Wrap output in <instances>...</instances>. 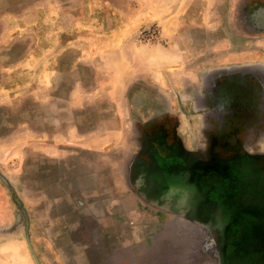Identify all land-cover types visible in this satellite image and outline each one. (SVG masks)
<instances>
[{"label":"rangeland","instance_id":"obj_1","mask_svg":"<svg viewBox=\"0 0 264 264\" xmlns=\"http://www.w3.org/2000/svg\"><path fill=\"white\" fill-rule=\"evenodd\" d=\"M261 2L0 0V264H245L166 164L264 159Z\"/></svg>","mask_w":264,"mask_h":264},{"label":"flooded vegetation","instance_id":"obj_2","mask_svg":"<svg viewBox=\"0 0 264 264\" xmlns=\"http://www.w3.org/2000/svg\"><path fill=\"white\" fill-rule=\"evenodd\" d=\"M262 12L264 9L260 11L258 9L255 15L250 19L247 18V22L250 23L251 20L252 25L259 26L262 24L259 23ZM239 83L236 76H229L217 85L209 84L206 93L210 105H212L210 97L214 96V101L218 102L215 95L220 92L223 99L237 100L236 95L241 92H236L235 89H242L243 92L246 90ZM237 108L229 107V111L234 112ZM225 125L227 122L223 126ZM221 127L222 125L216 129L217 135H237L234 129ZM177 161L179 160L168 161L166 165H172V169L181 171V174L184 171L187 173L183 176L189 181L191 191L199 194V200L203 199L205 202L202 205L205 214L217 219L214 230L225 232L227 251L231 245L236 246V255H239L242 263L264 264V159L260 156L243 154L229 155L221 159L219 164L216 162L212 168L205 171L193 170ZM205 225L209 227V231H214L212 225ZM229 255L233 260L234 253Z\"/></svg>","mask_w":264,"mask_h":264},{"label":"crops","instance_id":"obj_3","mask_svg":"<svg viewBox=\"0 0 264 264\" xmlns=\"http://www.w3.org/2000/svg\"><path fill=\"white\" fill-rule=\"evenodd\" d=\"M247 4H248V2H247ZM247 4H246V7H248L247 6ZM261 5H262V7H261ZM178 7H180V6H178ZM255 7H257V8H255L256 10H258L259 9V11L260 10H263L264 8V2H261V4H258V5H256ZM261 15V17H262V19L259 21V23L261 22L262 24H264V12H262V14H260ZM90 141L92 142V145L91 146H94V145H99V142H100V136L99 135H97V134H95L94 132L93 133H91V135H90ZM90 142V143H91ZM87 146H89V143L87 144ZM86 145H85V147H87ZM91 146H89V147H91ZM0 175H2L3 176V173H2V171L0 170ZM4 203H5V195H4V190L2 189V187L0 186V232H1V237H0V239L1 240H4V236H3V226H4V224H5V222H6V220H5V218L7 217V214H8V212H4ZM9 215V214H8ZM12 217V216H11ZM13 219V218H12ZM11 221L12 220H10L9 222L7 221V223H11ZM12 224V223H11ZM12 232V231H11ZM10 232V233H11ZM1 244V243H0Z\"/></svg>","mask_w":264,"mask_h":264},{"label":"built area","instance_id":"obj_4","mask_svg":"<svg viewBox=\"0 0 264 264\" xmlns=\"http://www.w3.org/2000/svg\"><path fill=\"white\" fill-rule=\"evenodd\" d=\"M157 36L158 33L156 32V29L152 26H147L145 28H142L136 34V38L139 41H143V42H151L153 40H156Z\"/></svg>","mask_w":264,"mask_h":264}]
</instances>
